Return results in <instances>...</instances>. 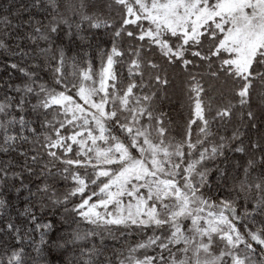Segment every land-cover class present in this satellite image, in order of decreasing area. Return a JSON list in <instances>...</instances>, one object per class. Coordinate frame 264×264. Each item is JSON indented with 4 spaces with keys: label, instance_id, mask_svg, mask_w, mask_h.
Listing matches in <instances>:
<instances>
[{
    "label": "snow or ice",
    "instance_id": "1",
    "mask_svg": "<svg viewBox=\"0 0 264 264\" xmlns=\"http://www.w3.org/2000/svg\"><path fill=\"white\" fill-rule=\"evenodd\" d=\"M0 67V264H264V0H5Z\"/></svg>",
    "mask_w": 264,
    "mask_h": 264
},
{
    "label": "trees",
    "instance_id": "2",
    "mask_svg": "<svg viewBox=\"0 0 264 264\" xmlns=\"http://www.w3.org/2000/svg\"><path fill=\"white\" fill-rule=\"evenodd\" d=\"M5 2V0H0V4H3ZM8 72H12L11 69H8ZM6 75V73L3 71V68L0 67V76H4Z\"/></svg>",
    "mask_w": 264,
    "mask_h": 264
}]
</instances>
